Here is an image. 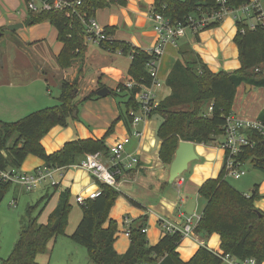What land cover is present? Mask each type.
Segmentation results:
<instances>
[{
	"label": "trees",
	"instance_id": "16d2710c",
	"mask_svg": "<svg viewBox=\"0 0 264 264\" xmlns=\"http://www.w3.org/2000/svg\"><path fill=\"white\" fill-rule=\"evenodd\" d=\"M250 0H227L229 10H237ZM113 4H125L124 0H82V4L64 10H41L30 12L26 24L32 26L50 22L57 28L58 39L64 43L58 57L61 68H69L75 60L85 61L86 24L95 17L96 11ZM217 0H155L153 12L162 14L172 23H184L189 27V18H193L199 31L198 23L202 17H208L221 10ZM257 19V12L249 13ZM249 18L237 19L238 32L235 43L240 52L241 67L233 72L224 70L213 72L199 54L190 46H182L178 59L167 79L171 93L161 100L151 112V117H158L157 138L161 141L159 156L164 164L170 165L175 157L179 142L192 141L212 144L224 140L226 118L231 114L238 87L247 83L264 87V24L259 22L254 28L248 23ZM211 22L203 27L209 29L219 25ZM105 33L111 40L102 42L101 48L107 52L121 50L124 55H131L128 70L130 77L138 85L151 86L153 78L147 69L151 55L143 49L131 46L125 41L114 40L116 27L107 26ZM2 29L0 28V31ZM79 74L74 82L64 81L58 104L36 110L25 117L12 122L0 120V170L18 169L33 154L44 160L50 168L67 167L80 164L87 154L100 153L107 158L110 150L105 138L86 139L67 142L63 148L53 154H47L41 139L56 125L68 126L73 119L77 106L74 103L79 88ZM141 87L136 86L128 92L125 102L127 113L123 115L131 126L132 116L129 110L138 111L136 94ZM95 95H90L92 99ZM123 96H127L124 94ZM122 103V102H120ZM264 123V110L259 116ZM112 130L110 128L109 132ZM249 135L255 141L253 147H246L237 157L243 164L249 162L255 169L264 173V136L257 131ZM101 194L95 199H88L81 204L83 215L71 238L89 251V258L95 264H222L217 253L206 246H201L188 261L181 259L178 252L183 236L179 232L166 233L157 244H150L146 232L147 218L134 220L128 226L130 246L125 253H118L115 248L118 224L109 218L111 207L120 192L117 188L104 184L95 178ZM11 182L0 183V203ZM199 194L207 203L196 226L195 232L221 237V250L238 259L254 258L256 264H264V211L256 207L261 198L258 188L250 194H244L233 187L225 175V167L216 178L208 179L199 189ZM51 195L41 198L48 200ZM38 207H28L29 219L20 232L19 239L6 259L0 264H38L36 258L47 250L52 239L66 235L68 216L72 209L71 193L64 190L60 194L57 207L50 213L47 223H40L34 212ZM108 222V226L105 224Z\"/></svg>",
	"mask_w": 264,
	"mask_h": 264
},
{
	"label": "crops",
	"instance_id": "0c3cea01",
	"mask_svg": "<svg viewBox=\"0 0 264 264\" xmlns=\"http://www.w3.org/2000/svg\"><path fill=\"white\" fill-rule=\"evenodd\" d=\"M44 1L0 0V120L17 121L36 110L54 106V91L59 88L58 91L61 92L64 81L74 82L82 69L78 91L83 90L84 93L95 96L77 109L76 116L73 115L68 126L56 125L51 128L42 137L41 144L47 154H53L70 141L105 138L106 145L110 148L130 136L134 129L123 117L127 113L124 102L111 95L113 89L116 90L131 79L128 70L132 56L107 52L99 44L85 39V61L77 59L71 67L61 68L58 57L64 43L58 39L57 28L48 21L32 26L26 24L30 12H33L28 4L33 2L41 9ZM124 1L125 4L98 9L94 18L103 28H117L114 40L125 41L143 50L150 49L156 40L151 20L155 0ZM252 1H259L264 14V3L261 0ZM235 11L226 13L219 25L199 31L188 29L177 44L167 45L158 66V77L162 85L155 89L157 104L171 93L166 79L174 63L181 58L179 50L182 46L188 45L195 50L213 72H233L241 67L239 48L234 41L238 32L236 21L249 18L247 20L251 28L260 21L245 16L237 17L233 14ZM15 24L19 25L18 28L10 29ZM260 68L264 70V64ZM88 69L94 71V75L87 78ZM104 87L110 92L105 96H98L97 92ZM263 110L264 87L241 84L231 113L257 121ZM158 125V117L140 122L136 128L143 132V136H131L126 145V153L137 154L141 158V165L119 168L116 188L120 195L109 216L118 224L115 242L118 253H125L130 246L125 219L132 224L134 220L146 217V235L150 244L154 245L164 236L159 222L161 217L182 221L183 216H201L207 201L201 197L199 189L208 179L218 177L224 167L225 152L219 145L222 138L212 144L194 142L198 159L191 162L189 168L170 183V165L164 164L159 156L161 141L157 138ZM110 128L112 130L109 132ZM101 159L107 166L111 165L109 157L101 155ZM84 161L57 167L59 170L54 173L56 184L45 182L38 189L43 193L42 197L51 195L41 213L42 215L48 208L47 222L50 213L59 203L62 191L69 190L71 199H76L81 193L100 190L93 175L83 167ZM43 166V159L30 154L20 170L32 172ZM247 166H250L249 170ZM242 168L246 173L248 171L249 177L243 187L235 188L244 194H250L257 187L261 198L255 204L264 211V173L249 162ZM201 208H204L202 212ZM107 226L108 222L105 224ZM203 245L215 252H222L219 234L195 232L194 235L183 238L178 247L181 259L190 260Z\"/></svg>",
	"mask_w": 264,
	"mask_h": 264
},
{
	"label": "built area",
	"instance_id": "2783aa9c",
	"mask_svg": "<svg viewBox=\"0 0 264 264\" xmlns=\"http://www.w3.org/2000/svg\"><path fill=\"white\" fill-rule=\"evenodd\" d=\"M222 8L219 12L210 15L208 17H202L198 23V28H203L205 25L211 22H219L223 19L226 13L230 10L226 7L227 0H217ZM43 7L40 9L38 6L31 2L28 4L29 9L33 12L41 10H64L66 8H72L82 4V0H45ZM240 10L243 13L257 12V19L264 24V14L259 1H252L242 7ZM151 20L154 23V30L156 33V40L153 46L146 50L151 58L147 63V69L153 78L151 86L138 85L132 78L117 87V93L131 92L136 86H140L141 90L136 94V101L139 103V110H129V114L132 116L131 126L134 129L130 136L125 139L116 142L112 147L109 148L110 155L109 161L110 166H107L102 162L101 154H87L86 159L83 163V167L93 175L98 181L116 187L117 177L120 173V166L128 168L141 165V158L137 154H127L126 145L130 142L131 136L141 138L143 132L136 128V126L149 118H151V112L157 105L155 101V89L160 87L162 83L158 77V66L162 56L165 53L168 44H177V42L183 38L188 29H192L191 26H197L193 18H189V27L184 23H172L169 19L165 18L162 14L154 13L151 15ZM255 25H252L254 28ZM85 39L88 41L101 44L111 40V37L105 33V29L98 23V21L92 17L86 24ZM116 53L122 54L121 50H117ZM257 131L259 134L264 136V123L257 120H250L248 118L240 117L234 114H230L226 118L224 140L219 144L225 152V175L233 176L236 179L241 178L246 174V171L242 168L243 163L238 160L237 157L241 154L246 147H253L255 141L249 135L250 131ZM59 168H50L47 166L39 167L32 172H22L18 169L0 170V183L11 182L13 184H21L27 190L33 191L39 189L43 183L49 182L51 185H55L54 173ZM101 194V189L88 194H79L76 197V201L79 204L84 203L88 199H95ZM201 216L193 214L190 216H183L182 221H173L161 217L159 219L160 225L166 233L182 234L183 238L189 237L195 234L196 226ZM146 228L143 231L146 232ZM129 236V231H126ZM223 262L227 264H256L254 258L238 259L235 256L224 253L216 252Z\"/></svg>",
	"mask_w": 264,
	"mask_h": 264
},
{
	"label": "rangeland",
	"instance_id": "374dc122",
	"mask_svg": "<svg viewBox=\"0 0 264 264\" xmlns=\"http://www.w3.org/2000/svg\"><path fill=\"white\" fill-rule=\"evenodd\" d=\"M261 2L264 3V0H261ZM233 14L237 17L250 16V14L243 13L238 9ZM254 19L256 20V18H253L252 20ZM92 75H94V71L88 69L86 77L88 78ZM58 90L59 88L54 91V105L58 104V96L60 95ZM124 94H127V96H123ZM128 94V92L117 93L116 90L113 89L111 95L119 101L122 100L124 102V109L126 110L125 102L128 100ZM87 95L88 94L84 93L83 90L78 91L74 102L77 109L83 106L90 95L94 94ZM76 111L74 112L75 116L77 114ZM249 168L250 166H247V170H249ZM248 177L249 174L247 171V173L239 179H236L233 176H227V179L233 187L239 188L246 184ZM50 192L52 193V191ZM42 195L43 193H41L40 190L35 189L33 191H29L21 184H13L5 194L2 202L0 203V262L2 259L9 257L12 253L19 239L20 232L29 219V215L27 213L28 207L38 204V207L33 214L34 216H37L40 210L45 206L46 200L41 201ZM71 205L72 209L68 216V223L65 231L66 235H60L56 240L52 239L49 242L47 250L37 256L36 260L38 264H95L89 258L88 249L85 246L78 244L71 238V234L75 231L83 215L81 204H79L75 198L71 199ZM203 209L204 208H201V212ZM47 210L48 208L39 217L40 222H47ZM125 222L127 223L126 225L128 230L130 223L128 219H125ZM222 264L227 263L223 262Z\"/></svg>",
	"mask_w": 264,
	"mask_h": 264
},
{
	"label": "water",
	"instance_id": "95a60500",
	"mask_svg": "<svg viewBox=\"0 0 264 264\" xmlns=\"http://www.w3.org/2000/svg\"><path fill=\"white\" fill-rule=\"evenodd\" d=\"M18 24L10 26V29L18 28ZM110 92L106 87L100 89L97 92L98 96H105ZM198 159V155L195 150V143L192 141H180L179 146L175 152V157L170 164L169 179L170 183H173L178 177H180L188 168L189 164Z\"/></svg>",
	"mask_w": 264,
	"mask_h": 264
}]
</instances>
